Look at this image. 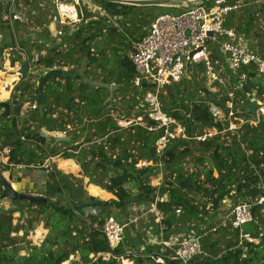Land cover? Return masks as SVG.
I'll use <instances>...</instances> for the list:
<instances>
[{
  "label": "trees",
  "instance_id": "obj_1",
  "mask_svg": "<svg viewBox=\"0 0 264 264\" xmlns=\"http://www.w3.org/2000/svg\"><path fill=\"white\" fill-rule=\"evenodd\" d=\"M94 1L106 12L113 11V16H119L121 29L108 25L101 17L90 18L91 14L87 13L63 43L58 44L44 27L49 9L42 7L39 0H22V6H28L21 10L26 14L21 22L33 23L40 35L30 41L22 36L17 41L12 37L4 41L2 37L0 42V55L7 50L10 67L22 63L25 54L30 61L28 68L42 71L64 68L44 83L40 111L30 101V106L21 112V120L0 114V149L4 143L13 142L4 154L7 163L0 162V172L9 169L8 163L25 167L41 164L45 154L40 147H45L50 156L59 151L65 158H72L80 174L68 175L52 163L45 174V202L19 199L13 209L0 208V264H63L64 261L121 264V259L122 264H130L124 259L142 264L152 259L148 256L152 252L164 254L160 246L149 244L147 237L143 239L136 230L132 235L126 227L135 226L129 222L133 211L137 215L140 208L146 209L151 203L162 213L160 222L167 238L192 229L201 235L199 252L186 264H264V222L259 207L256 204L251 207L250 221L233 227L230 208H225L223 203L232 201V207L243 198L254 201L264 193V115L256 124L243 122L234 131L220 132L221 124L213 121L208 111L209 102L227 111L225 101L229 91H233L234 110L253 91L264 101V73L248 67L240 88L235 89L236 80L228 77L224 82L230 90L205 94L201 91L205 82L203 64H189L179 80L165 84L158 94L161 108L185 126L187 138H174L156 152L154 141L159 131L147 129L152 121L146 118L148 122L143 125L134 120L125 126L118 124L120 118L131 120L144 115L142 98L145 92L154 89L151 82L143 79L138 85L133 84L136 73L129 53L153 17L164 12H180L184 5L170 2L135 6ZM4 2L0 0L1 22ZM227 2L238 3L239 7L228 13L224 25L233 28L238 37L247 39V46L264 57V24L256 26L257 4L253 0ZM259 8L264 11V1ZM40 9L47 12L46 17ZM31 49L40 51L35 62L29 56ZM211 57L222 62L214 50ZM30 76L13 84L12 104L35 95L36 84ZM112 112H117L118 117L112 116ZM235 114L251 117L240 108ZM211 127L217 132L204 140L193 138ZM76 129H79L77 133ZM41 131L64 135L71 131L73 134L68 135L73 142H54V137L47 134L45 137ZM139 161L145 164L136 165ZM158 176L160 180L153 184L152 180ZM85 184L98 186L112 197L87 195ZM13 211L24 215V221L15 223ZM109 215L128 223L122 242L114 248L109 247L101 231ZM39 223L47 229L45 236L38 243L29 244L28 255L21 254L28 231ZM165 261L179 264L175 259Z\"/></svg>",
  "mask_w": 264,
  "mask_h": 264
},
{
  "label": "built area",
  "instance_id": "obj_2",
  "mask_svg": "<svg viewBox=\"0 0 264 264\" xmlns=\"http://www.w3.org/2000/svg\"><path fill=\"white\" fill-rule=\"evenodd\" d=\"M39 2L42 7L50 11L44 27L47 28L53 42L58 44L63 43L66 35L77 28L87 13L91 14L90 18L101 17L108 25L121 29L115 16H110L94 0H39ZM4 3L9 4V8L4 9L1 19L7 27L11 28L12 20L21 19L20 13L22 11L19 6L22 5V0H5ZM183 3L186 5L180 12H164L153 17L146 26L145 33L133 42V50L129 53L136 73L133 84L138 85L143 79L151 82L154 86L153 91L145 92L142 101L145 105V118L153 122L147 129L159 131L154 141L156 152H160L174 138H187L185 126L161 108L158 94L165 84L179 80L186 72L189 64H203V75L208 85L213 83L222 85L225 80L221 75L225 73V67H227L236 80L235 89L242 86L248 67H252L258 73H264V57L254 49H250L246 41L236 35L233 28L224 25L226 16L230 11L239 7L238 3L232 4L227 0H190L188 3ZM12 4H15L19 12L10 10ZM208 41L213 43L212 48L207 46ZM213 50L221 56V63L217 59H212ZM39 55L40 51H33L31 61H37ZM227 96L228 99L225 101L227 111H224L220 105L214 102L208 103V111L213 121L221 124L220 132L234 131L243 122L256 124L259 117L264 115V101L258 97H256L258 105L255 107L254 116L245 118L235 114L239 108L233 109V91L227 92ZM31 107H35V104H32ZM236 118H238V122H236ZM131 120L140 123L138 120H141V117ZM126 124L127 121H123L119 125L125 126ZM216 132L215 127L204 128L202 133L196 134L193 138L204 140ZM53 133L59 134V132ZM60 133L64 134L63 132ZM40 148L41 152L45 154V158L41 164L31 165L29 168L36 167L49 170L52 168L53 156L47 154L44 147ZM1 151L8 153L9 147L4 146L0 149ZM2 154L1 156L4 158L5 155ZM0 162L2 164L7 163L3 159ZM144 164L143 161L137 163L138 166ZM8 165L11 166L12 163H8ZM16 166L25 167L20 164ZM255 204L259 207L264 222L263 193L254 201L243 200L235 203L231 207V225L240 227L243 223L250 221L253 217L251 207ZM142 210L144 211L142 208L139 209L140 213ZM145 212L147 218L152 220V225H155L157 229L156 234H152L151 231L147 233L146 242L157 244L160 246L161 253L164 254H155L153 257L148 255L153 259L151 262L166 264L165 259L169 258L186 264L194 254L199 252L201 235L195 230L173 234L167 238V234L163 232L164 225L160 222L162 213L156 208L155 203L149 204ZM134 220L133 217L129 222ZM127 224L119 222L112 215L104 219L101 231L110 248H114L122 242L124 227ZM244 237L247 239V235ZM146 261L144 260L142 264H145Z\"/></svg>",
  "mask_w": 264,
  "mask_h": 264
},
{
  "label": "rangeland",
  "instance_id": "obj_3",
  "mask_svg": "<svg viewBox=\"0 0 264 264\" xmlns=\"http://www.w3.org/2000/svg\"><path fill=\"white\" fill-rule=\"evenodd\" d=\"M261 1H264V0H253V2H255V4H257V8H256V11L258 12L256 14V17H257L256 26L257 27H261L264 24V11H261L259 8ZM182 4L186 5L185 3H182ZM27 6H28V4L23 5V6H19V9L20 10L25 9ZM40 12L43 13L42 15L44 17H46L47 12L45 10L40 9ZM107 13L110 16H113L115 14V13H113V11H109ZM115 19L118 21L119 16H115ZM38 35H40L39 29L36 28L33 23L30 24L29 21H27V20L25 22H21L20 20H12L11 28L7 27L3 22L0 21V42L1 43H2V39H3L2 37H4V41H9L10 37H12L13 39L15 38L17 41V40H19V36L20 37L22 36L25 39L27 38V41H30V40L35 39V37ZM207 46L209 48H212L213 43L208 41ZM7 54H8L7 50H4L2 52V59L0 60L1 69H2V71H0V98H2V99L4 98L3 100H5V101L9 97V91L12 89L11 85L19 78V74L16 73V69L9 70L7 68ZM29 56L31 57V55H29ZM22 60H23V55H22ZM44 71L29 68L28 69V72H30L29 75H31L30 77H33L32 83L36 84L37 83V76L40 74H43ZM221 77L226 82V80H228V77L231 79L233 78V73L231 72V70H229L227 67H225V73L223 75H221ZM225 82L223 83L224 85L222 84L219 86H215L213 84L208 85L206 80H205L204 86L210 91V93L214 92V93H218V94L221 93L222 94L224 92V90H226V91L230 90L228 87L229 85ZM29 106L30 105H27V103H23V106L21 108L22 112L24 113V109L29 107ZM112 116L118 117L117 112H112ZM138 117H141V120H138V121H140V123H142V125L145 124L146 122H148L147 119L145 118L146 117L145 114L138 116ZM143 118H145V121L143 120ZM117 119H119V118H117ZM123 121H127V124H128L132 120H126L125 118H120L118 120V124H120ZM236 122H238V118H236ZM77 130L79 131V129H76V130H74V132L77 133ZM66 132H67V135H64V136L69 139L68 141L66 140V142H73V139L70 138V136L68 135V134H73V133L71 131H66ZM44 134H46L45 131H44ZM45 137H47V135H45ZM60 151H61V149H60ZM2 153L3 152L1 151L0 152V160L3 159L5 162H7V159H8L7 155L4 158H2V156H1ZM3 154H5V153H3ZM52 163L55 165V168L60 169L61 171H63L64 173H67L68 175L80 176L78 166L75 163V161L72 158H65L63 155H61V152H59V151L55 155V158H54ZM36 165H38V164H36ZM36 165H34V166H36ZM49 167H50V165H49ZM27 168H29V167H27ZM27 168L23 167V169H27ZM34 169H37V168H34ZM34 169H27V170L31 171ZM19 170H20V168H17L16 165L12 164L11 166H9L8 170H3L1 173L9 181V184L12 187V189L17 191L18 193H21V192L32 193L33 195H37L39 197L46 198L43 194V189H44V183H45V174L48 170H46L44 172L45 174H43L44 176L41 178L44 180V182L38 181V183L31 182L29 180V178L27 176H25V174L20 172L21 170L20 171ZM37 170H41V169H37ZM159 180H160V178L158 176V178H155L152 180V183L157 184ZM0 186H1V184H0ZM97 187L98 186L95 187V185H92V184H89V185L85 184V193L87 195H97V196H100L102 198L109 197V194H111L107 191H106V193H104L105 191H103L102 189H100L99 187L97 188ZM1 191H2V187L0 188V193H1ZM244 199L245 198H243L241 200H244ZM18 200H19V198L16 200H11L9 197H4V198L0 199V208L13 209ZM222 202H223V200H222ZM223 203H224L225 208H230L228 213L231 214V206L230 205H231L232 201L224 200ZM141 213L142 214L138 218V216L135 215V213L133 211L131 216H132V218L133 217L135 218V220L133 221V223H135V226H134V228H130L131 227V224H130L126 227V229H128L129 233H131L132 235H133V231L136 230L140 234V236L143 239H145L148 236L147 233L148 232L150 233V231H151V227H150L149 223L152 224V220L150 218H147L145 208H144V211L142 210ZM13 214L16 217L15 223H19V222L24 221V215L20 216L19 212H17V211H13ZM220 216H222L221 213H220ZM147 220H150L149 223L147 222ZM46 232H47V229L42 227V223H39L35 227V229H33V230L30 229L28 231V235L26 236V238L23 242V250H21L20 253L28 255L29 254V251H28L29 244L30 243H38L45 236ZM20 233H21V230L18 232V235H20ZM254 241L256 242L257 239H254ZM152 253L156 254L157 252H152ZM152 253H150V255H152V257H153L154 254H152ZM104 256L106 257L107 255L104 254ZM148 259L149 260H147L145 262V264H159V263L151 262L153 259H150V258H148ZM124 260H128L129 262H131L133 264V262L129 259H124ZM122 262H123V259H121V264H122ZM63 264H68V261H64Z\"/></svg>",
  "mask_w": 264,
  "mask_h": 264
},
{
  "label": "water",
  "instance_id": "obj_4",
  "mask_svg": "<svg viewBox=\"0 0 264 264\" xmlns=\"http://www.w3.org/2000/svg\"><path fill=\"white\" fill-rule=\"evenodd\" d=\"M104 1H111V2H118L121 4H127V5H135V6H144V5H167L170 2H186L188 3L190 0H104ZM9 4H5L4 9H8ZM10 10L12 12H19L18 8L15 6V4H12L10 6ZM21 19L20 21H24L26 14L20 13ZM210 34V33H208ZM19 52H22L21 48H17ZM2 59V55H0V60ZM29 59L28 57L23 54V61L19 65V67L16 69V72L19 74L18 81H21L25 79L28 75V67H29ZM62 69L55 67L46 69L43 74H40L37 76V83H36V93L31 98H24L17 104H12L11 102V96L13 90L10 92L8 100H0V109L2 112L0 113L1 116H13L17 118L18 120L22 119L20 109L23 106V103H28L30 101H34L37 105L38 110H41V93L44 86V83L51 77V76H58L61 73ZM201 91L205 94H209L210 91L204 86L201 88ZM258 105L256 101V91H253L251 93V96L244 97L239 105L240 109H243L244 111H247L250 113L251 116H254L255 107ZM46 133V132H45ZM49 136L54 137V142L57 141H68L69 139L64 136V134L59 133L58 135H55L52 132L46 133ZM13 142L4 143L3 146H11ZM0 184L2 187V191L0 193V199L4 197H9L11 200L16 199H26L27 201L31 203L35 202H45L46 198L39 197L37 195H33L32 193H18L17 191L13 190L12 187L9 184V181L5 178V176L0 172ZM164 238H166V235H164ZM183 264V263H179Z\"/></svg>",
  "mask_w": 264,
  "mask_h": 264
},
{
  "label": "crops",
  "instance_id": "obj_5",
  "mask_svg": "<svg viewBox=\"0 0 264 264\" xmlns=\"http://www.w3.org/2000/svg\"><path fill=\"white\" fill-rule=\"evenodd\" d=\"M22 6V5H21ZM245 41H246V43H247V39H245ZM16 44V43H15ZM33 51H35L34 49H31V52H30V55L32 56V53H33ZM7 58H8V54H7ZM32 58V57H31ZM9 63H8V59H7V68L9 69V70H12V69H17L18 67H19V65L21 64V63H19V62H17L16 64H15V66L14 67H10L9 65H8ZM1 67V66H0ZM64 69V68H63ZM0 71H2V69H0ZM17 73V72H16ZM30 74V72H28V75ZM18 80V79H17ZM16 80V81H17ZM15 81V82H16ZM14 82V83H15ZM13 83V84H14ZM13 84L11 85V87H12V89L10 90V91H12L13 90V88H14V86H13ZM10 91H9V94H10ZM4 99V98H3ZM2 98H0V100H3ZM8 100V99H7ZM27 105H29V104H27ZM20 112H22V109H20ZM41 133L43 134L44 132L43 131H41ZM54 158H55V156H53V158H52V162H53V160H54ZM17 168H19L18 166H17ZM25 168H27V167H25ZM34 168H36V167H31V168H27V169H34ZM27 169H23V167H20V172H22L23 174H25V176H27L28 178H29V180L31 181V182H33V183H38V181H41V182H44V180L43 179H41L44 175L43 174H45L44 172L46 171V169H43V168H37V169H41V170H37V169H34V170H27ZM30 171V172H29ZM21 173V174H22ZM40 179V180H39ZM89 185V184H88ZM38 186V185H37ZM96 187V186H95ZM98 188V187H97ZM101 189V188H100ZM103 190V189H102ZM104 191V190H103ZM37 192V191H36ZM104 193H106V191L104 192ZM111 194H109V197H105L104 199H107V198H110V197H112V195L110 196ZM140 215H141V213H140V211L139 212H137V216H138V218L140 217ZM136 217V216H135ZM147 222L149 223V220H147ZM149 225H151V228H152V230H153V232L154 233H156L157 232V229H156V226L155 225H152V224H150L149 223ZM139 249L141 250L142 249V246L140 245V247H139ZM153 254V253H152ZM130 264H132L131 262H130Z\"/></svg>",
  "mask_w": 264,
  "mask_h": 264
},
{
  "label": "flooded vegetation",
  "instance_id": "obj_6",
  "mask_svg": "<svg viewBox=\"0 0 264 264\" xmlns=\"http://www.w3.org/2000/svg\"><path fill=\"white\" fill-rule=\"evenodd\" d=\"M2 112V110L0 109V113Z\"/></svg>",
  "mask_w": 264,
  "mask_h": 264
},
{
  "label": "clouds",
  "instance_id": "obj_7",
  "mask_svg": "<svg viewBox=\"0 0 264 264\" xmlns=\"http://www.w3.org/2000/svg\"><path fill=\"white\" fill-rule=\"evenodd\" d=\"M5 6V5H4ZM30 62V61H29Z\"/></svg>",
  "mask_w": 264,
  "mask_h": 264
}]
</instances>
